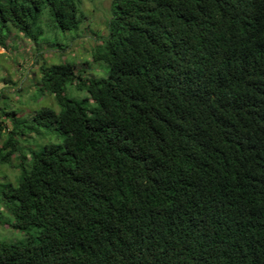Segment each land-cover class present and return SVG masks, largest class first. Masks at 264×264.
I'll return each mask as SVG.
<instances>
[{"label": "trees", "instance_id": "obj_1", "mask_svg": "<svg viewBox=\"0 0 264 264\" xmlns=\"http://www.w3.org/2000/svg\"><path fill=\"white\" fill-rule=\"evenodd\" d=\"M82 17L80 0H0V45ZM105 26V76L44 62L60 110L0 108V165L19 169L0 225L25 234L0 264H264V0H113Z\"/></svg>", "mask_w": 264, "mask_h": 264}, {"label": "rangeland", "instance_id": "obj_2", "mask_svg": "<svg viewBox=\"0 0 264 264\" xmlns=\"http://www.w3.org/2000/svg\"><path fill=\"white\" fill-rule=\"evenodd\" d=\"M112 1L80 0L83 21L76 32L54 28L52 24L45 23L49 21L47 17H43L45 22L42 24L43 33L40 34L39 41L12 31L7 38L6 46L0 45V95L1 91L4 92V95L0 96V108L8 105L9 110L5 109L6 111L14 110L17 117L25 118L32 117L44 107L60 110L54 100L51 102L48 92L39 97L36 80L39 79V66L44 62L60 64L68 58L77 62L79 67H85L90 75L105 76L107 66L95 62L90 52L96 46L99 35L107 31L105 21L110 15ZM61 48L63 50H60ZM52 58L54 59L51 61ZM100 66L104 68V72H98ZM71 87L72 85H69L66 90L68 97L79 99L87 95L86 92L76 91V88ZM5 125L9 130L12 129L10 122ZM30 136L35 137L34 134ZM17 138L24 147L33 148H36L38 143L51 140V137H44L38 139V143L35 141L29 143L26 135ZM2 144L3 142H0V146ZM18 173L19 169L16 166L0 165V179L10 178L14 181ZM24 237L22 231L10 228L7 224L0 227V241L15 242Z\"/></svg>", "mask_w": 264, "mask_h": 264}, {"label": "clouds", "instance_id": "obj_3", "mask_svg": "<svg viewBox=\"0 0 264 264\" xmlns=\"http://www.w3.org/2000/svg\"><path fill=\"white\" fill-rule=\"evenodd\" d=\"M244 28H246L245 26H243ZM39 41V40H38ZM37 81V83H38V80H36ZM51 136H49V138H50ZM50 141H58L55 137H51V140H49L48 142H50ZM47 143V142H46ZM1 180V179H0ZM6 225V224H5ZM8 225V224H7ZM10 226V225H9ZM0 227H4V225H0ZM10 228H12L11 226H10ZM19 230V229H18ZM14 239H16L17 237H13ZM16 242V241H15ZM7 243H13V242H7Z\"/></svg>", "mask_w": 264, "mask_h": 264}]
</instances>
